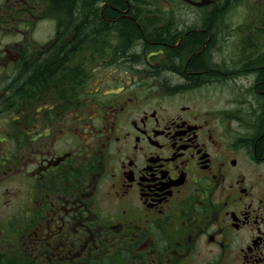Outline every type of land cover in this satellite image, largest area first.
<instances>
[{"label": "flooded vegetation", "instance_id": "flooded-vegetation-1", "mask_svg": "<svg viewBox=\"0 0 264 264\" xmlns=\"http://www.w3.org/2000/svg\"><path fill=\"white\" fill-rule=\"evenodd\" d=\"M263 124L264 0H0V264H264Z\"/></svg>", "mask_w": 264, "mask_h": 264}, {"label": "bare ground", "instance_id": "bare-ground-1", "mask_svg": "<svg viewBox=\"0 0 264 264\" xmlns=\"http://www.w3.org/2000/svg\"><path fill=\"white\" fill-rule=\"evenodd\" d=\"M231 1H232V0H231ZM137 2H138V1H137ZM85 3H86V2H85ZM228 3H229V2H228ZM225 4H226V3H225ZM223 5H224V4H223ZM84 6H85V5H84ZM142 6H143V5H142ZM144 6H145V5H144ZM88 7H89V6H88ZM88 7H87V8H88ZM229 7H230V6H229ZM81 8H82V6H81ZM81 8H80V9H81ZM139 8H140V7H139ZM216 9H217V8H216ZM221 9H222V8H221ZM221 9H220V10H221ZM93 10H94V9H93ZM214 11H215V10H214ZM89 13H90V12H89ZM82 14H83V13H82ZM211 15H212V14H211ZM221 15H222V14H221ZM87 16H88V15H87ZM195 16H196V15H195ZM209 16H210V15H209ZM84 19H85V18H84ZM196 20H197V19H196ZM208 20H209V19H208ZM213 20H214V19H213ZM219 20H220V19H219ZM211 21H212V20H211ZM213 22H214V21H213ZM215 23H216V22H215ZM217 25H218V24H217ZM168 29H169V28H168ZM217 29H218V28H217ZM218 30H219V29H218ZM221 30H222V29H221ZM166 32H167V31H166ZM215 33H216V32H215ZM210 34H211V33H210ZM221 34H222V33H221ZM218 37H219V36H218ZM170 40H171V39H170ZM187 45H188V44H187ZM188 50H189V49H188ZM253 61H254V60H253ZM208 62H209V61H208ZM218 63H219V62H218ZM258 63H259V62H258ZM208 64H209V63H208ZM220 67H222V66H220ZM261 71H262V70H261ZM217 73H218V72H217ZM227 75H228V74H227ZM259 75H260V74H259ZM177 85H178V84H177ZM175 86H176V85H175ZM257 102H258V101H257ZM260 102H261V101H260ZM261 105H262V104H261ZM261 105H260V106H261ZM256 114H257V113H256ZM260 114H261V113H260ZM251 121H252V120H251ZM252 124H253V123H252ZM263 125H264V124H263ZM258 132H259V131H258Z\"/></svg>", "mask_w": 264, "mask_h": 264}, {"label": "trees", "instance_id": "trees-1", "mask_svg": "<svg viewBox=\"0 0 264 264\" xmlns=\"http://www.w3.org/2000/svg\"><path fill=\"white\" fill-rule=\"evenodd\" d=\"M53 67H48V69H52ZM43 74H46V73H44V71H42V72H37L36 73V77H39V76H42Z\"/></svg>", "mask_w": 264, "mask_h": 264}]
</instances>
